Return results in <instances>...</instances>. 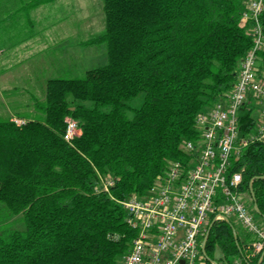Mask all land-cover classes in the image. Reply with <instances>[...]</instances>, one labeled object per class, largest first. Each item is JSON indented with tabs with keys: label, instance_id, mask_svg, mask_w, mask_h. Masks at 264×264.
Returning <instances> with one entry per match:
<instances>
[{
	"label": "trees",
	"instance_id": "obj_1",
	"mask_svg": "<svg viewBox=\"0 0 264 264\" xmlns=\"http://www.w3.org/2000/svg\"><path fill=\"white\" fill-rule=\"evenodd\" d=\"M56 1L0 0V26L15 28L19 17L32 26L30 13ZM248 1L102 0V32L79 45L104 46L106 63L47 80L27 112L0 119V264L121 262L137 232L120 202L147 196L172 163L186 169L198 154L196 117L230 94L250 47L241 23ZM261 25L264 34V12ZM66 119L80 132L71 142ZM255 129L247 102L236 144ZM233 173L264 223V144L233 154ZM100 176L113 181L107 192ZM210 224L203 264H264V250L258 262L254 237L233 221Z\"/></svg>",
	"mask_w": 264,
	"mask_h": 264
},
{
	"label": "built area",
	"instance_id": "obj_2",
	"mask_svg": "<svg viewBox=\"0 0 264 264\" xmlns=\"http://www.w3.org/2000/svg\"><path fill=\"white\" fill-rule=\"evenodd\" d=\"M264 0H249L241 15L248 26L250 47L240 61L237 80L230 94L211 108L198 113L195 125L200 133L199 151L188 165H170L147 196H133L120 202L128 225L137 234L129 252L119 264H203L208 226L212 222L235 221L254 237L251 256L264 250V223L249 207L240 191V173L229 175L231 157L249 142L264 144V109L256 120L255 133L238 144V112L250 99L264 102V71L259 70L264 51L261 16ZM20 124L21 121H15ZM80 134L77 124L66 119L63 139L71 142ZM185 150H194L187 142ZM110 179L100 178L101 191H108ZM230 264H245L233 260Z\"/></svg>",
	"mask_w": 264,
	"mask_h": 264
},
{
	"label": "rangeland",
	"instance_id": "obj_3",
	"mask_svg": "<svg viewBox=\"0 0 264 264\" xmlns=\"http://www.w3.org/2000/svg\"><path fill=\"white\" fill-rule=\"evenodd\" d=\"M30 19L32 28L25 18L14 20V30L25 39L0 63V119H14L16 113L27 112L34 100L43 98L47 80L82 78L87 70L106 63L104 46L79 45L102 32V0H57L31 12ZM52 68L61 69V73L54 74ZM250 103L257 120L264 102L251 98ZM214 258H221L218 249Z\"/></svg>",
	"mask_w": 264,
	"mask_h": 264
},
{
	"label": "crops",
	"instance_id": "obj_4",
	"mask_svg": "<svg viewBox=\"0 0 264 264\" xmlns=\"http://www.w3.org/2000/svg\"><path fill=\"white\" fill-rule=\"evenodd\" d=\"M45 6H47V5H45ZM29 27L32 28V26H29ZM18 31H21V30H18ZM15 33H17V35H15ZM24 36L25 35H20L19 32H16L14 30V28H10L7 26H0V59L3 60L0 63H3L7 60V58L10 56L9 52H11V49H13L15 46L21 44L23 42V40L25 39ZM5 53H6V57L3 56ZM7 53H9V54H7ZM52 70H53L54 74L55 73L59 74V72L61 73V69L57 70L55 68H52Z\"/></svg>",
	"mask_w": 264,
	"mask_h": 264
},
{
	"label": "water",
	"instance_id": "obj_5",
	"mask_svg": "<svg viewBox=\"0 0 264 264\" xmlns=\"http://www.w3.org/2000/svg\"><path fill=\"white\" fill-rule=\"evenodd\" d=\"M251 196H252V199H253V194L251 193ZM254 209L256 210V207L254 206ZM211 225L212 224H210L209 226H208V232H209V229L211 228ZM212 264H216L215 262H211ZM180 264H183V262H180Z\"/></svg>",
	"mask_w": 264,
	"mask_h": 264
}]
</instances>
